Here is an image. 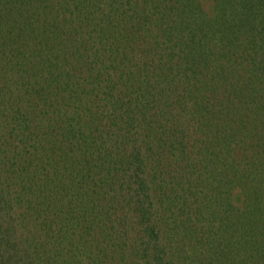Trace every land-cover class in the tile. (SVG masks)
<instances>
[{
	"label": "trees",
	"instance_id": "16d2710c",
	"mask_svg": "<svg viewBox=\"0 0 264 264\" xmlns=\"http://www.w3.org/2000/svg\"><path fill=\"white\" fill-rule=\"evenodd\" d=\"M0 264H264V0H0Z\"/></svg>",
	"mask_w": 264,
	"mask_h": 264
}]
</instances>
